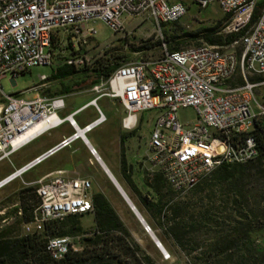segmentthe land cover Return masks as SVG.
<instances>
[{
	"label": "built area",
	"instance_id": "1",
	"mask_svg": "<svg viewBox=\"0 0 264 264\" xmlns=\"http://www.w3.org/2000/svg\"><path fill=\"white\" fill-rule=\"evenodd\" d=\"M213 5L223 16L232 13V22H226L222 34H246L239 52L233 49L214 54L201 45L170 52L162 42V55L157 61L109 60L106 67L112 72L91 87L97 97L119 101L125 113L121 121L124 130L137 128V113L158 111L147 142V162L152 171L161 174L176 199L182 198L220 165L246 164L257 156L251 133L255 109L264 114L255 101L256 89L264 87V0H63L61 6H53V0L0 1V81L10 75L14 84L17 76L34 67L51 66L57 33H62L77 52L95 42V22L123 35L125 25L135 19L159 28L179 22L191 7L206 10ZM112 48L108 43L104 51ZM104 51L96 54V61L105 58ZM65 65L77 70L92 66L79 54L68 57ZM237 76L242 84L230 87L228 83ZM252 77H260L261 82H251ZM39 81L27 91L37 90L40 95L28 101L4 94L0 87V163L10 162L22 148L63 124L73 132L0 179V190L76 140L86 143L84 134L105 120L100 114L79 129L75 116L88 106L96 107L97 99L61 117L63 98L41 94L48 77L41 75ZM187 108L195 111L196 119L182 125L177 113ZM39 124H44L43 129L19 141ZM90 154L95 156L94 150L90 149ZM24 185L35 187L38 200L31 210V221L25 225L26 233L42 231L49 221L92 211L89 180L68 178L64 171H55ZM144 231L150 233L148 227ZM69 250L78 251L69 237L48 241L47 252L53 260L62 259ZM161 254L164 260L169 258L166 252Z\"/></svg>",
	"mask_w": 264,
	"mask_h": 264
},
{
	"label": "trees",
	"instance_id": "2",
	"mask_svg": "<svg viewBox=\"0 0 264 264\" xmlns=\"http://www.w3.org/2000/svg\"><path fill=\"white\" fill-rule=\"evenodd\" d=\"M261 7L262 3L258 6L253 22ZM177 23L171 25L175 27ZM165 34L163 41L168 44L170 52L182 50L187 38L196 39L198 46L201 41L213 46H228L240 38V35H224L218 31V27L202 29L193 34ZM125 58L129 60V56ZM115 59L119 58L111 56L98 61L96 67L91 69L93 83L112 72L113 69L106 67V64ZM71 74L74 71L55 73L54 77ZM251 134L257 148L255 159L246 164H222L212 171L209 178L196 185L199 188L209 183L217 187L225 198L224 204H231L236 215L227 217L230 219L228 228L215 222L217 228L214 229V237L203 245L198 236L206 226L204 220L209 218V211L201 213L192 222L193 217L186 202L176 201L170 206L162 204L157 210L163 237L154 232L155 236L168 252L170 249L166 239L185 257L183 261L173 264H264V117L254 119ZM255 185H258L260 192L253 198V208L250 202ZM18 198L22 217L17 222L29 223L31 210L38 202L35 187L20 189ZM92 206L88 214H92L94 226L87 230L79 222L87 214L69 215L61 221H49L40 232L22 234L10 227L1 229L0 264H155L134 241L103 195L93 194ZM20 211L15 209V215ZM74 236H81V249L69 250L60 260L51 259L47 252L48 241Z\"/></svg>",
	"mask_w": 264,
	"mask_h": 264
},
{
	"label": "crops",
	"instance_id": "3",
	"mask_svg": "<svg viewBox=\"0 0 264 264\" xmlns=\"http://www.w3.org/2000/svg\"><path fill=\"white\" fill-rule=\"evenodd\" d=\"M97 44L95 39V42L90 46ZM76 50L77 48L74 47L73 49L62 33L55 35L52 60L53 70L52 74L48 76L47 86L41 94L47 97L63 98L65 108L59 112L61 117L72 114L86 106L90 101L97 99L96 107L88 106L75 116L79 129L95 121L100 114L105 120L94 125L90 131L84 134L86 143L78 139L69 148L59 151L40 164L45 165L46 173L44 176L50 175L55 171H64L65 176L68 178L89 180L91 182V195L96 193L103 195L127 231L138 230L151 239L150 235L144 231L142 220L157 239L154 232H161L157 210L162 204L170 206L175 203L176 195L161 174L151 170L147 162L149 154L147 143L143 147L134 143L135 130L127 131L122 127L121 121L125 113L119 101L107 97H97L91 91V87L98 84L100 79L93 83L91 78V81L87 83V78L92 77L90 69L75 70L65 65V59L82 53V48H79L80 51H77L78 53ZM63 58L65 59L63 60ZM116 60H124V57ZM71 70L74 71V74L54 77L55 73ZM250 81L261 82V78L252 77ZM241 84L242 80L239 76L228 83L230 87H236ZM83 95L87 99L81 100L78 105L70 99ZM83 113H85V116H81ZM107 131L108 134H106ZM72 132L73 130L68 124H63L47 133L48 139L43 144L44 151L42 153L55 146L63 138L71 135ZM90 149L94 150L95 156L90 154ZM34 152L35 150H32L31 155H34ZM37 156H31V159ZM58 156L60 157L57 158ZM111 178L125 195L127 201ZM33 182L35 181L26 180L23 184ZM24 186L23 188L29 187L27 185ZM130 205L134 210L131 209ZM85 216L90 219L88 226H92L94 224L92 214Z\"/></svg>",
	"mask_w": 264,
	"mask_h": 264
},
{
	"label": "rangeland",
	"instance_id": "4",
	"mask_svg": "<svg viewBox=\"0 0 264 264\" xmlns=\"http://www.w3.org/2000/svg\"><path fill=\"white\" fill-rule=\"evenodd\" d=\"M226 18L222 15L221 11L216 5L210 6L206 10H199L195 7H191L188 13L177 23V26L172 25H161L159 28L155 27L149 21H141L140 19L133 20L130 24L125 25L126 32L122 34H114L107 26L101 22L93 23V27L97 31L96 40L97 45L89 46L87 48H82V53L79 56H86L89 59V62L92 66H86L84 69H90L91 67H96L98 61H96V54L100 51H104L105 46L108 43H111L113 46L112 50L104 51V59L108 57L115 56L116 58H121L129 56L126 62H136V61H145V62H154L160 59L162 55V46L161 43H165L166 50H168V44L163 41L166 36V32L169 34H178L183 33H195L202 29H212L218 27L220 32L226 24ZM160 41V44L157 42ZM200 42V41H198ZM203 44V42H200ZM154 45V46H153ZM196 39L187 38L185 40V45L182 47H196ZM143 47H148L143 49ZM112 51V54L109 52ZM136 51V52H135ZM169 51V50H168ZM236 51L239 52V47H236ZM65 58H63L64 60ZM66 61V59H65ZM93 69V68H92ZM53 67L51 66H41L34 67L29 72L19 75L15 78L14 84L11 82V76L7 75L0 81V87L2 92L7 95H17L23 100H31L35 97L36 94L40 95V92L37 90L27 91L28 89L38 85L40 83L39 76H50L52 74ZM77 70V69H75ZM81 70V69H79ZM91 76L87 78V83L91 81ZM88 85V84H87ZM75 102L76 105L80 104L81 100L87 99L86 96H75L70 98ZM255 101L256 103L264 109V87H259L255 91ZM86 113V112H85ZM83 113L81 116H85ZM256 117H264V114L260 112L259 109H255ZM158 115L157 110L144 111L136 114L137 116V129L134 131V143L143 147L149 138L150 132L153 129L155 119ZM177 117L182 125L191 124L196 119V113L193 109H180L177 113ZM77 120V119H76ZM53 131V130H52ZM108 134V131L106 132ZM48 134L36 139L29 146L23 148L17 152L14 156L11 157L10 162L4 161L0 163V179L10 174L14 169L19 168L28 160L31 156H36L41 154L44 151L43 144L47 141ZM32 150H35L31 155ZM66 153V152H63ZM62 155V154H61ZM58 156L57 158H59ZM45 165H39L35 169L28 172L21 180H17L10 185L6 186L0 190V230L10 227L14 231H18L22 234L26 233L25 225L18 223V219L22 217V212L20 211V202L18 198V193L20 189L24 186L23 182L27 181H36L42 176L45 175ZM210 175L204 179L209 178ZM202 179V180H204ZM201 180V181H202ZM200 181V182H201ZM251 191V190H250ZM258 185L254 187L251 191V207L254 208L253 198H256L259 194ZM224 196L220 193V190L217 187L211 186V184H205L198 188L195 186L189 192H187L182 198L176 199L177 202H186L188 204V211L192 215L193 219L191 221H196L197 217L202 215L205 211H209V218H205L203 229L199 233V241L203 245L209 242L212 237L215 235L214 229L217 228V224H222L225 228H228L230 224L229 215H236V212H233L231 204H224ZM15 209L17 214L15 215ZM20 213V214H18ZM80 225L83 229H90L94 226H88L90 219L85 216L80 219ZM216 222V223H215ZM216 226V227H215ZM132 227V226H129ZM145 233V232H144ZM131 237L136 243L141 247V249L151 257L155 264H173L176 261H183L185 259L183 254H180L177 250V247L168 239H166V244L168 245L170 251L166 249V253L169 255L167 260L163 259L161 252L156 248L155 244L151 241L148 236H144L142 232L138 230L130 231ZM156 235L162 236L160 231L155 232ZM163 237V236H162ZM73 240V244L76 249L80 250V239L81 236L69 237Z\"/></svg>",
	"mask_w": 264,
	"mask_h": 264
},
{
	"label": "bare ground",
	"instance_id": "5",
	"mask_svg": "<svg viewBox=\"0 0 264 264\" xmlns=\"http://www.w3.org/2000/svg\"><path fill=\"white\" fill-rule=\"evenodd\" d=\"M0 1H9V0H0ZM63 5V0H53V6H61ZM224 17L226 18V22H232V13H225ZM240 35V38L238 41H235L234 43H231L228 46H213V45H208V44H201V48L207 50L210 53L214 54H221L225 52H230L233 49H236V47L243 45L246 42V34H238ZM44 124H39L30 132L27 134L23 135L19 141H22L23 139H26L27 137L39 132L41 129H43ZM166 252V251H165Z\"/></svg>",
	"mask_w": 264,
	"mask_h": 264
},
{
	"label": "water",
	"instance_id": "6",
	"mask_svg": "<svg viewBox=\"0 0 264 264\" xmlns=\"http://www.w3.org/2000/svg\"><path fill=\"white\" fill-rule=\"evenodd\" d=\"M79 134H81V132L79 133ZM98 159V158H97ZM112 179V178H111ZM112 182L114 183V185L117 187V185H116V183H115V181L112 179ZM118 188V187H117ZM119 189V188H118ZM120 190V189H119ZM120 192H121V190H120ZM122 193V192H121ZM122 195L124 196V198L126 199V201H127V198L125 197V195L122 193ZM131 206V205H130ZM131 209L132 210H134V208L131 206ZM141 222H142V224L144 225V227H147L144 223H143V221L141 220ZM149 235H150V237H151V239H152V241H153V243L155 244V246H156V248L161 252V253H163V252H165V250H164V248L161 246V244H160V242L154 237V235L150 232V233H148Z\"/></svg>",
	"mask_w": 264,
	"mask_h": 264
}]
</instances>
